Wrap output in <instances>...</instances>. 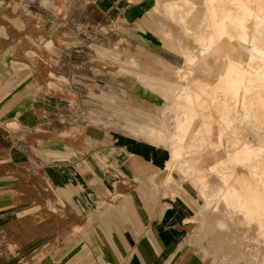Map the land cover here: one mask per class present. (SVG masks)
<instances>
[{"label": "crops", "instance_id": "0c3cea01", "mask_svg": "<svg viewBox=\"0 0 264 264\" xmlns=\"http://www.w3.org/2000/svg\"><path fill=\"white\" fill-rule=\"evenodd\" d=\"M29 17L0 22V264H205L198 202L153 182L163 152L90 122L86 76L51 82L32 51L73 26Z\"/></svg>", "mask_w": 264, "mask_h": 264}, {"label": "rangeland", "instance_id": "374dc122", "mask_svg": "<svg viewBox=\"0 0 264 264\" xmlns=\"http://www.w3.org/2000/svg\"><path fill=\"white\" fill-rule=\"evenodd\" d=\"M167 1L0 0V22L7 10L10 11L13 5L21 3L26 12L36 17L35 20L29 17V22L55 25L62 29L73 26L67 32V35L73 37L70 48L64 45L60 47L59 43H55L49 48V56H46L43 52L49 47L48 41L42 43L40 49L37 45L33 47L34 57L41 61L43 70H47L49 80L54 83L63 82L60 75L70 72L71 68L74 75L82 73L86 79L74 80L88 84L87 100L91 123L105 127L107 135L124 134L146 140L153 149L163 152L166 162L160 167L161 173L154 177L153 182L169 192L168 196L182 194L198 202L194 222L201 223L197 244L200 245L205 264H264V235L261 233L260 244L255 240L249 249L243 246L234 255L228 251L211 252L207 249L209 234L218 224H215L216 217L211 215L216 209L215 183L207 176V185L200 195V183L193 182L190 176L180 178L182 174L178 169L179 165L171 161L170 149V143L180 137L181 130L177 126L178 116L173 101L176 95L157 87V83L166 81L156 77L161 76L157 74L159 72L165 74V66L161 63L164 60L173 67L168 69V75L173 80L178 78L191 86L200 84L209 88V85L215 84L224 61L232 60L244 65L247 56L243 54L238 57L233 54L213 58L214 61L208 63L207 67L214 64L218 68L210 73L206 71L207 67L193 68L194 64L185 60L184 47L181 49L175 46L174 41L165 39L163 33L153 28L162 21L173 24L167 13ZM81 23L82 28L77 26ZM60 33L65 34L64 31ZM54 49L60 56H56ZM224 50L228 51L220 49L222 53ZM233 51L235 50H231ZM184 91L182 90L183 93ZM203 108L207 113L214 114L217 111V105L208 104ZM204 127L200 114H197L192 118L183 139L185 142L190 139L197 142L203 136V146L198 149H207L210 160V153L215 154L218 149L215 148L216 143H213L217 140L213 136L216 128L207 131ZM248 139H255L254 133ZM254 143V152L260 156V144L258 141ZM208 160L203 156L201 158L204 166L215 164ZM221 226L226 227L225 224H218V227ZM221 240L225 241L224 238Z\"/></svg>", "mask_w": 264, "mask_h": 264}, {"label": "bare ground", "instance_id": "6f19581e", "mask_svg": "<svg viewBox=\"0 0 264 264\" xmlns=\"http://www.w3.org/2000/svg\"><path fill=\"white\" fill-rule=\"evenodd\" d=\"M168 1L166 9L173 24L162 21L153 28L174 41L175 46L184 47L185 60L194 64L193 68L206 69L213 58L222 55L247 56L244 65L224 61L215 84L209 88L173 80L168 75V69L173 67L164 60L160 62L165 74L156 75L166 81L156 82L157 87L176 95L173 101L181 130L170 149L171 161L179 165L180 178L190 176L193 182L200 183V195L207 185V176L215 183L216 209L211 215L216 217L215 224L226 227L216 225L209 234L207 249L234 255L243 246L249 249L255 240L260 244V233L264 235V0ZM221 48L228 51L222 53ZM216 68L210 64L206 71ZM208 104L217 105L214 114L204 112L203 107ZM197 114L207 131L216 128L213 136L217 140L213 143L218 149L215 154L210 153V160L207 149H198L203 146V136L197 142L183 139ZM252 133L255 139H248ZM255 141L260 144V156L254 152ZM202 156L215 164L204 166ZM257 251L260 252L259 247Z\"/></svg>", "mask_w": 264, "mask_h": 264}]
</instances>
